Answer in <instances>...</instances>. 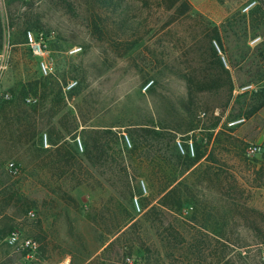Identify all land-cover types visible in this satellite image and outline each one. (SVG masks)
I'll return each instance as SVG.
<instances>
[{"label": "rangeland", "instance_id": "1", "mask_svg": "<svg viewBox=\"0 0 264 264\" xmlns=\"http://www.w3.org/2000/svg\"><path fill=\"white\" fill-rule=\"evenodd\" d=\"M186 1L0 0V264H264V0ZM163 127L201 157L177 186L192 196L165 213L173 148L142 131ZM103 130L92 164L83 132ZM14 233L38 243L34 259Z\"/></svg>", "mask_w": 264, "mask_h": 264}, {"label": "trees", "instance_id": "2", "mask_svg": "<svg viewBox=\"0 0 264 264\" xmlns=\"http://www.w3.org/2000/svg\"><path fill=\"white\" fill-rule=\"evenodd\" d=\"M19 1L20 0H14V3L19 2ZM122 1L123 0H96V2L99 5L104 6V7H112V6L118 5V3H121ZM178 4H181L180 7H182V9H185V12L189 11L190 4L186 0H171L170 7L173 8ZM99 18H101V16H99ZM97 24H98L97 21H93L95 33L100 34L101 37L104 38L105 33L101 32L100 27ZM3 32L4 31H3V27L1 25V18H0V41L2 40ZM107 33H109V32H107ZM109 35L112 38V39H110L111 41L116 39L117 36H119L118 33H116V34L109 33ZM137 35H139V33H135V32L124 34L125 39L130 42V44L128 45L130 48L134 47L136 44L139 43L138 37H140V36H137ZM103 40L104 39H102V41ZM111 43H112V45H115V44H119V41L114 40ZM216 64L218 67L220 66L222 68V64L220 63V61L217 62ZM193 122H194V120H193ZM193 122H191L190 127L193 125ZM144 125L146 126L147 124H144ZM147 126H150V125H147ZM161 129L165 130V131H163L164 133L163 132L162 133L157 132L156 130H152L150 128H142V131L145 134L144 137H145L146 141H149V138L151 136L152 137L155 136V139L159 142L160 145H161V143L163 144L166 142L165 145L167 147H170V145H171V147L173 148V153H169L168 155L165 156L166 157V159H165L166 164L168 165V167L173 168L174 173H172V172L168 173V175H169L168 179H170L171 184L165 186L163 191L161 192V194H163V198H162V204L160 205V209H161V211L164 212V210L165 209L167 210L168 208L182 207V205H184V203H186L185 197L192 196L191 191H189L187 188H185L184 191H181L180 189H178L177 186L182 185L180 179L184 178L188 173H190V171L198 164L201 157L198 156L197 158H191L190 155L181 156L176 149V143H175L176 141L174 139L175 137L172 134H170L168 131H166V130H170V128L163 127ZM96 133H102L101 136L104 135L103 136L104 138L100 137V138H102V141L99 140V137H96L93 135ZM84 134H86V135H84ZM111 134H112V132L110 130H103V132H98V131L97 132H95V131L94 132H83V142L85 145V157L92 164H96L97 162H101L102 157L97 159L96 153L105 152V149H107V147L109 145V140H107V136H109ZM166 152H168V151H166ZM208 158L212 159L213 156H209ZM177 171L179 173L175 174V173H177ZM176 183H177V185L175 186ZM224 194L225 193H223V195ZM156 209L157 208H153L154 211H156ZM28 239H30V238H28Z\"/></svg>", "mask_w": 264, "mask_h": 264}, {"label": "built area", "instance_id": "3", "mask_svg": "<svg viewBox=\"0 0 264 264\" xmlns=\"http://www.w3.org/2000/svg\"><path fill=\"white\" fill-rule=\"evenodd\" d=\"M255 3L248 4L245 6L243 11L249 12L253 9ZM27 44L30 46L31 52L34 57L38 59L39 70L44 77L50 76L54 71V62L50 54V50L47 47L45 39L43 36H38L33 32H28L26 35ZM8 69L7 57L4 53H0V75L4 74ZM256 88L253 84L247 85L240 88L242 93L248 91H254ZM244 120H239L238 123H242ZM176 147L180 153L183 155H195V146L193 140L187 142V149L184 148L183 142L181 139H177ZM261 150L258 146H253L249 150V155L258 153ZM7 172L11 176H18L21 172L20 164L16 162H9L7 164ZM34 216V213L31 214ZM9 245L15 247L17 250L25 253L26 258L34 259L38 253L39 245L33 239L24 238L20 233H14L7 237L5 240ZM263 259H264V248H263Z\"/></svg>", "mask_w": 264, "mask_h": 264}]
</instances>
